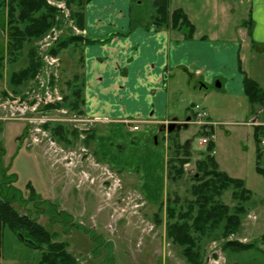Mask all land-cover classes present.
<instances>
[{
	"label": "rangeland",
	"instance_id": "obj_1",
	"mask_svg": "<svg viewBox=\"0 0 264 264\" xmlns=\"http://www.w3.org/2000/svg\"><path fill=\"white\" fill-rule=\"evenodd\" d=\"M45 1L58 10L61 26L53 27L56 37L48 45L40 41L35 43L39 59L45 49L52 53L51 49L69 36L85 37L74 25L64 0ZM151 1L132 0L130 17L133 25L149 27L153 14ZM5 24V14L0 8V56L4 57L0 67V99L23 93L35 79L19 89L9 84L10 73L25 67L26 57L24 54L13 67L7 64L6 36L2 34L6 31ZM81 48L70 44L58 54L61 60L59 86L64 93H68L66 80L79 72ZM176 77L187 80V76L180 72ZM189 87L183 84L179 90L181 93L176 94V97L179 94L177 99L173 95L174 104H171L175 107L171 105L170 110L182 121L195 106L204 109L212 123L213 134L210 129L208 133L214 147L209 153L207 146L199 143L202 129L195 124L171 133L168 148L173 141L182 144L189 140L191 144L190 164L184 165L185 175L180 180L168 182V195L171 199L177 195L182 205L185 199H191L189 191L194 185L195 164L206 154L212 155L217 169L231 178L242 180L252 197L245 204L247 213L241 217L238 233L227 238L212 236L200 241L201 264H264V245L260 241L264 234V177L256 171L259 145L255 140V129L246 124L258 119L255 112L260 106L250 105L245 97H231L215 84L201 91H192ZM80 116L91 119L83 113ZM263 118L264 112L259 120ZM93 125L90 122L79 127L68 124L65 138L71 142L69 144L59 142L48 132L58 147L56 152L49 151L44 144L29 142L31 124L0 119V197L9 200L20 214L36 219L47 232L56 233V240L66 242L68 251L80 264H188L182 249L166 238L164 222L155 225L156 206L147 207L137 194H131L125 188L122 181L120 186H113V182L103 181L96 167L79 161L80 148L86 149L85 156L91 153L88 146L94 132ZM70 153L75 156L70 158ZM170 155L168 149V157ZM259 166L264 170V149ZM231 193L232 188L220 197V201L230 208L236 204ZM226 241L252 244L253 248L236 252L223 248ZM40 256L39 250L19 242L14 233L4 227L0 264H37Z\"/></svg>",
	"mask_w": 264,
	"mask_h": 264
},
{
	"label": "crops",
	"instance_id": "obj_2",
	"mask_svg": "<svg viewBox=\"0 0 264 264\" xmlns=\"http://www.w3.org/2000/svg\"><path fill=\"white\" fill-rule=\"evenodd\" d=\"M131 3L85 5L82 34L96 40L115 36L81 48L83 114L97 119L88 146L96 161L116 172L147 207H157L168 194L165 125L193 115L181 121L170 110L181 86L201 91L218 81L227 95L245 97L246 76L264 90V0H170V10L181 9L194 26L191 40L175 30L133 25ZM179 72L187 80L176 77ZM263 112L257 107L255 120L264 132Z\"/></svg>",
	"mask_w": 264,
	"mask_h": 264
},
{
	"label": "trees",
	"instance_id": "obj_3",
	"mask_svg": "<svg viewBox=\"0 0 264 264\" xmlns=\"http://www.w3.org/2000/svg\"><path fill=\"white\" fill-rule=\"evenodd\" d=\"M64 1L70 9V17L74 25L79 30H83L84 8L90 0ZM151 7L153 14L150 16L149 26L156 31L175 30L183 36L184 40L193 38L194 26L181 9L170 10V0H152ZM0 8L3 9L6 19L5 58L7 64L13 67L24 54L26 57L25 67L11 72L8 79L12 87L19 89L31 82L40 72L42 64L37 56L35 43L40 41L51 28L61 26L60 15L58 10L48 5L45 0H0ZM112 36L115 35L112 34L103 40L69 36L66 40L60 41L55 48L53 47L51 52L58 55L70 44L82 47L105 43ZM3 60L4 57L0 56V67ZM79 63L82 68V57ZM65 84L68 93L64 94V102L61 106L82 114L84 101L81 75L74 74ZM243 90L250 105L264 107V90L256 81L245 76ZM44 128L59 142L71 143L65 138L66 126L46 124ZM262 134H264L263 130L256 127L254 136L258 145ZM91 139L92 137L89 138ZM172 144L168 148L171 155L167 159V181L169 183L180 180L185 175L184 165L190 162L191 142L186 140L181 144L173 141ZM213 147V142H209L207 152L213 151ZM209 153L195 164L196 173L192 176L194 185L189 191L192 198L185 199L182 205L177 195L171 199L167 194L164 203L157 206V211L153 215L155 225L159 226L164 222L166 238L172 245L182 249L181 252L188 264H201L199 243L203 239L212 236L227 238L230 234L238 233L241 227V217L247 213L245 204L252 197L251 191L244 186L242 180L231 178L217 169L214 157ZM261 153L259 145L256 171L264 177V170L259 166ZM230 188H232L231 199L236 201L232 208L220 201V197ZM4 227L11 230L19 242L40 251L41 256L37 264H80L77 258L68 251V244L56 240V233L47 232L37 223L36 219L20 214L12 207L9 200L0 197V245ZM260 241L264 245V234ZM223 248L239 252L251 250L253 245L226 241Z\"/></svg>",
	"mask_w": 264,
	"mask_h": 264
},
{
	"label": "built area",
	"instance_id": "obj_4",
	"mask_svg": "<svg viewBox=\"0 0 264 264\" xmlns=\"http://www.w3.org/2000/svg\"><path fill=\"white\" fill-rule=\"evenodd\" d=\"M56 33L55 28H52L40 42L48 45L51 43V40L55 39ZM40 57L41 70L28 85L29 87L27 86V90L19 95H10L9 97L0 99V112L2 113V118L0 119L3 121H22L31 124V128L29 126L31 130L30 143L34 145L44 144L48 147L49 151L53 149L51 151L57 152L58 147L44 128L45 124H73L75 127H79L87 122L94 123L97 119L87 120L85 117L76 115L61 106L64 102V96L59 87L60 59L58 56L46 51V49L41 53ZM194 110L195 120L193 123L203 125L206 112L199 106H195ZM126 123L129 124L131 121H127ZM132 129L137 130L138 127L134 126ZM208 142V137L200 139V143L203 145ZM260 144L264 148V138L260 140ZM85 150L83 147L80 148L79 161H85L92 167H96L100 171V174H102L103 181H111L113 182V186H120L121 180L119 176L108 166L98 163L92 154L89 153L85 156ZM69 156L72 158L75 154L70 153ZM81 157L83 158L80 159Z\"/></svg>",
	"mask_w": 264,
	"mask_h": 264
},
{
	"label": "water",
	"instance_id": "obj_5",
	"mask_svg": "<svg viewBox=\"0 0 264 264\" xmlns=\"http://www.w3.org/2000/svg\"><path fill=\"white\" fill-rule=\"evenodd\" d=\"M204 86V85H203ZM215 87L216 88H219L220 87V83L217 81L216 83H215ZM254 121H255V119H254ZM180 127H178L175 123H170V124H168V126L166 127V131L168 132V133H172V132H179L180 131Z\"/></svg>",
	"mask_w": 264,
	"mask_h": 264
}]
</instances>
